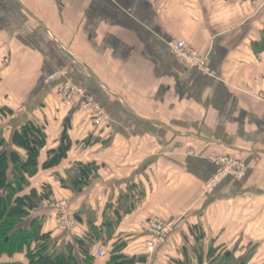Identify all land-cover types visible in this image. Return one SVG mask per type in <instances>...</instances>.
I'll return each instance as SVG.
<instances>
[{
  "label": "crops",
  "instance_id": "0c3cea01",
  "mask_svg": "<svg viewBox=\"0 0 264 264\" xmlns=\"http://www.w3.org/2000/svg\"><path fill=\"white\" fill-rule=\"evenodd\" d=\"M263 35L264 0H0V111H11L0 116V135L10 143L29 121L43 128L38 171L28 179L42 203L31 217L42 219L58 252L72 246L78 264H113L92 254L114 248L130 264H199L193 245L212 232L215 213L232 230L233 251L264 252V105L256 100L264 52L254 48ZM172 41L205 57L213 75L181 66ZM54 74L63 76L47 82ZM65 82L84 90L108 124L94 128L64 108L55 90ZM64 134L66 159L42 170ZM210 152L241 159L246 171L199 199L217 169ZM87 164L95 172L75 193L76 170ZM152 217L174 231L148 259L144 225ZM91 226L103 238L87 261L75 239ZM8 260L28 264L24 254Z\"/></svg>",
  "mask_w": 264,
  "mask_h": 264
},
{
  "label": "trees",
  "instance_id": "16d2710c",
  "mask_svg": "<svg viewBox=\"0 0 264 264\" xmlns=\"http://www.w3.org/2000/svg\"><path fill=\"white\" fill-rule=\"evenodd\" d=\"M254 48L264 52V35L261 43L254 45ZM6 113L10 114L11 111L1 110L0 116L6 117ZM45 139L43 128L33 121L14 131L10 143L0 135V255L24 254L28 264H78L72 252L73 247L68 245L65 250L58 252L50 234L42 231V219L31 217L41 207L42 197L35 189H29L28 179L38 171V159L45 147ZM70 148L69 138L62 135L58 147L47 152V158L40 168L49 170L57 167L66 159ZM94 172V164L78 166L75 180L79 184L74 182L75 193H79L87 185ZM102 236L101 232L91 226L84 238L75 239L79 254L87 261L91 260L88 249L94 240L102 239ZM112 251L114 253L110 262L113 264H130L133 261L120 256L118 248ZM197 259L199 264H203L201 255ZM229 259L226 256L224 263Z\"/></svg>",
  "mask_w": 264,
  "mask_h": 264
},
{
  "label": "built area",
  "instance_id": "2783aa9c",
  "mask_svg": "<svg viewBox=\"0 0 264 264\" xmlns=\"http://www.w3.org/2000/svg\"><path fill=\"white\" fill-rule=\"evenodd\" d=\"M168 47L175 60L184 68L198 70L206 75H213L207 66L206 58L201 56L185 42L172 41L169 42ZM61 76L63 75L54 74L48 78L47 82L55 81ZM55 94L64 108L68 110L78 109L89 115L87 118L94 128L108 124L109 119L99 105L84 90L74 86L70 82L59 84L56 87ZM258 100L264 103V93L258 95ZM210 160L217 168V174L212 178L213 180L211 179V185L213 187L219 185L227 176L230 178L235 176L242 178L245 175L244 166L236 160L229 157L213 156H211ZM57 222H61L66 228L73 226L72 222L64 220L63 217L57 219ZM172 230V223H167L159 218L153 217L147 219L144 225V231L148 234V240L144 244V255L148 258L158 247L168 243ZM92 257L105 258L107 257V253L103 249H98L92 254Z\"/></svg>",
  "mask_w": 264,
  "mask_h": 264
},
{
  "label": "rangeland",
  "instance_id": "374dc122",
  "mask_svg": "<svg viewBox=\"0 0 264 264\" xmlns=\"http://www.w3.org/2000/svg\"><path fill=\"white\" fill-rule=\"evenodd\" d=\"M4 64L8 63L7 61L3 62ZM256 100H258V95L256 96ZM259 101V100H258ZM261 102V101H259ZM262 105H264V103L261 102ZM81 114H84L85 116H89L87 114L84 113V111H81ZM190 154H194L193 152ZM211 156L213 157H229L233 160H236L237 162H239V164H242L244 166L243 169H245L246 171V166L244 164V162L241 159L235 158L234 156H219L215 153H208L206 155V158L208 161L211 162L210 158ZM213 164V163H212ZM217 174V169L216 172L214 174V176ZM213 176V177H214ZM212 177V178H213ZM244 177V176H243ZM239 176H235L232 177L231 179L235 180V181H239L241 179ZM226 178H230L229 176H227ZM225 178V179H226ZM223 179V180H225ZM213 180V179H212ZM207 182L206 184L202 185L199 189V199L203 198L205 195L210 194L217 186L213 187V185H211V181ZM194 203L192 205L193 210H195V208H198V198L193 199ZM229 206V205H227ZM226 214L225 216H232V213L234 212V207L233 206H229L226 207ZM211 218L209 219V224L212 226V232H210L209 230H207L208 232V237L206 239L201 238L200 243H196V245H193L194 248L196 250H198L200 252V254H202L201 256L203 257V259H205L204 264H234V261H236V259H234L235 256H239L240 255L242 258H240L241 260H243L245 262V264H264V252H258L254 250V248H250L249 250H244L242 252V250L244 249V247H242V250H234L232 249V230L230 231V228H228L226 226V224L224 222H218V224L216 223V221L214 220V218L216 217V213L211 214L210 216ZM226 219V218H225ZM217 226V227H216ZM219 228V230H217ZM222 228H225L228 231H224L226 232L225 235L223 234V230ZM174 230H172L171 234L173 233ZM235 232H237V229L234 230ZM216 233V234H215ZM218 233V234H217ZM170 234V235H171ZM169 235V238H170ZM217 235V236H215ZM224 235V237H223ZM259 240H262V238H258ZM244 243L248 242V238H246L245 240H243ZM168 243H166L165 245H167ZM107 245V244H106ZM163 245V246H165ZM104 246V244H103ZM105 247V246H104ZM239 251V252H238ZM108 256L111 257V255H113V251L110 252V249L106 252ZM197 253V252H196ZM227 253H231L230 256H228V258L230 257V259L227 261V263H224V259L227 255ZM233 253V254H232ZM155 252L148 257V259H152L154 256ZM14 255H9L6 253H3L0 255V263H7L9 262L8 259L12 258ZM196 256H199V254L197 253ZM109 257V259H110ZM10 263V262H9Z\"/></svg>",
  "mask_w": 264,
  "mask_h": 264
}]
</instances>
